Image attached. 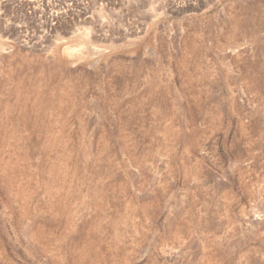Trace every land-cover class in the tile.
<instances>
[{
    "label": "rangeland",
    "instance_id": "obj_1",
    "mask_svg": "<svg viewBox=\"0 0 264 264\" xmlns=\"http://www.w3.org/2000/svg\"><path fill=\"white\" fill-rule=\"evenodd\" d=\"M0 124V264H264V0H0Z\"/></svg>",
    "mask_w": 264,
    "mask_h": 264
},
{
    "label": "bare ground",
    "instance_id": "obj_2",
    "mask_svg": "<svg viewBox=\"0 0 264 264\" xmlns=\"http://www.w3.org/2000/svg\"><path fill=\"white\" fill-rule=\"evenodd\" d=\"M77 43V42H76ZM79 43V42H78ZM88 43V42H87ZM71 44V46H66L64 49H63V53H64V56H66L67 57V59H69L71 62H73V61H75V60H77L78 58H80L81 56H83V54L85 53V55H87L88 53H86V52H89V51H86V52H82V54L80 53L81 51H83V50H81V48H79L81 51L79 52V50H77L76 49V47L74 48V47H72V43H70ZM74 45H75V43H73ZM81 44V43H80ZM82 44H84V43H82ZM69 45V44H68ZM89 45V43L87 44V46ZM78 46H80V45H78ZM84 46V45H83ZM86 46V47H87ZM89 47V46H88ZM2 48V47H1ZM78 48V47H77ZM90 48V47H89ZM91 48H93L92 46H91ZM90 48V50H92ZM87 50H88V48H87ZM62 52V51H61ZM62 53V54H63ZM91 54H93L92 53V51L90 52ZM89 55V54H88ZM30 91V90H29ZM27 94V93H26ZM12 102V101H11ZM6 103V102H5ZM15 103V102H14ZM59 103V102H58ZM61 105V104H60ZM25 106V105H24ZM15 107V106H14ZM17 107V106H16ZM20 107V106H19ZM6 108H7V106H6ZM3 109V108H2ZM8 109V108H7ZM14 109H12V111H13ZM16 111V110H15ZM15 111H14V113L13 114H15ZM19 111H20V109H19ZM10 112V111H9ZM17 112V111H16ZM3 114V113H2ZM12 115V114H11ZM24 115V114H23ZM13 116V115H12ZM14 117V116H13ZM2 119V118H1ZM8 119V118H7ZM6 119V120H7ZM8 121H10V119L8 120ZM7 122V121H6ZM11 122H12V120H11ZM1 125V124H0ZM8 127V126H7ZM9 127H11V126H9ZM1 128V127H0ZM24 129V128H23ZM18 133V132H17ZM21 189V188H20ZM19 190V189H18ZM17 190V191H18ZM23 190V189H22ZM24 191V190H23ZM17 193V192H16ZM23 193V192H22ZM25 193H26V190H25ZM19 195V194H18ZM22 195V194H21ZM28 195V194H27ZM20 196V195H19ZM24 198V197H23ZM39 233H40V231H39ZM37 237V236H36ZM93 247V246H92ZM91 248V247H90ZM89 248V249H90ZM79 251V250H78ZM87 252V251H86ZM80 254V253H79ZM86 254V253H85ZM92 254V253H91ZM90 254V255H91ZM92 256V255H91ZM90 257V256H89ZM90 259V258H89ZM83 260V259H82ZM93 260V259H92ZM79 262V261H78ZM88 262H90V260L88 261ZM72 263V262H71ZM77 264V263H76ZM84 264V263H83Z\"/></svg>",
    "mask_w": 264,
    "mask_h": 264
}]
</instances>
